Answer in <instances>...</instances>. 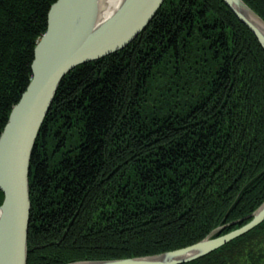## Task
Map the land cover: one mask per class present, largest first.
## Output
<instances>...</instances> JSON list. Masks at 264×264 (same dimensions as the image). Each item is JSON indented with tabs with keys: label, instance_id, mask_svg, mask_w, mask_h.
Instances as JSON below:
<instances>
[{
	"label": "trees",
	"instance_id": "trees-1",
	"mask_svg": "<svg viewBox=\"0 0 264 264\" xmlns=\"http://www.w3.org/2000/svg\"><path fill=\"white\" fill-rule=\"evenodd\" d=\"M243 1L264 20V0ZM56 2L0 0V136ZM30 166L28 264L238 230L264 203V50L222 0H166L132 45L63 78ZM189 264H264V223Z\"/></svg>",
	"mask_w": 264,
	"mask_h": 264
},
{
	"label": "water",
	"instance_id": "water-1",
	"mask_svg": "<svg viewBox=\"0 0 264 264\" xmlns=\"http://www.w3.org/2000/svg\"><path fill=\"white\" fill-rule=\"evenodd\" d=\"M166 0H125L102 21V0H57L48 15V29L39 40L32 80L13 107L0 136V264H28L31 200V156L63 78L79 66L97 62L130 46L150 25ZM264 50V20L243 0H222ZM81 8L87 22L76 29L74 13ZM71 33L74 34L70 38ZM33 134V136H31ZM231 233L155 256L71 264H189L219 250L264 223V203Z\"/></svg>",
	"mask_w": 264,
	"mask_h": 264
},
{
	"label": "bare ground",
	"instance_id": "bare-ground-1",
	"mask_svg": "<svg viewBox=\"0 0 264 264\" xmlns=\"http://www.w3.org/2000/svg\"><path fill=\"white\" fill-rule=\"evenodd\" d=\"M124 1L125 0H102V4H103L102 14H101L102 21L104 22L108 20L112 16V14L122 5V2ZM74 21L76 24V29L79 26V30H80V28L87 22V13L84 12V10L81 8L76 9L74 13ZM73 37H74V34L71 33L70 38H73ZM31 136H33V134H31ZM31 159H32V156H31ZM31 177H32V172H31Z\"/></svg>",
	"mask_w": 264,
	"mask_h": 264
},
{
	"label": "rangeland",
	"instance_id": "rangeland-1",
	"mask_svg": "<svg viewBox=\"0 0 264 264\" xmlns=\"http://www.w3.org/2000/svg\"><path fill=\"white\" fill-rule=\"evenodd\" d=\"M162 6H163V5H162ZM138 38H139V37H138ZM138 38H137V39H138ZM137 39H136V40H137ZM136 40H135V41H136ZM135 41H134V42H135ZM134 42H133V43H134ZM128 47H129V46H128ZM128 47H127V48H128ZM124 50H125V49H124ZM122 51H123V50H122ZM120 52H121V51H120ZM72 71H73V70H72ZM2 203H3V202H2ZM1 205H2V204H1ZM214 231H216V230H214ZM214 231H213V232H214ZM213 232H212V233H213ZM212 233H211V234H212ZM211 234H210V235H211ZM210 235H209V236H210ZM209 236H208V237H209ZM214 237H215V236H212V238H214ZM230 243H231V242H230ZM225 246H226V245H225ZM222 248H223V247H222ZM220 249H221V248H220ZM154 256H155V255H154Z\"/></svg>",
	"mask_w": 264,
	"mask_h": 264
}]
</instances>
